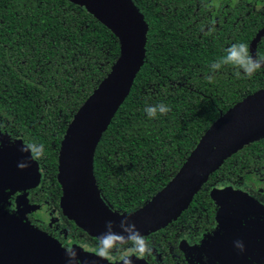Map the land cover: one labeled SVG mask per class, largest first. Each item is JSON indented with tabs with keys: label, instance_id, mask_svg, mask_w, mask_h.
<instances>
[{
	"label": "trees",
	"instance_id": "obj_1",
	"mask_svg": "<svg viewBox=\"0 0 264 264\" xmlns=\"http://www.w3.org/2000/svg\"><path fill=\"white\" fill-rule=\"evenodd\" d=\"M249 1L134 0L149 26L146 61L94 158L98 188L114 210L143 207L222 113L264 87V67L251 77L233 65L210 67L234 43L247 44L251 55L264 13L252 11ZM218 3H230L219 26L209 17L221 10ZM257 50V58L264 57V40ZM120 53L118 37L70 0H0V124L26 143L43 145L37 159L54 181L70 122ZM160 103L170 108L167 114L144 111ZM260 174L264 137L227 158L177 221L144 237L147 244L164 246L175 230H208L215 214L211 189Z\"/></svg>",
	"mask_w": 264,
	"mask_h": 264
},
{
	"label": "water",
	"instance_id": "obj_2",
	"mask_svg": "<svg viewBox=\"0 0 264 264\" xmlns=\"http://www.w3.org/2000/svg\"><path fill=\"white\" fill-rule=\"evenodd\" d=\"M70 1L88 10L118 37L121 53L112 70L75 114L63 137L57 175L63 191L61 207L65 215L93 237L99 238L106 232L109 221L113 222L112 230L122 234L119 224L124 217L146 236L176 220L227 158L249 142L264 137V87L222 113L201 137L177 174L149 202L132 213L118 212L98 188L94 158L103 134L145 64L149 26L134 0ZM263 34L264 29L250 44L254 58H257V43ZM18 141L26 145L22 140ZM22 155L25 159L31 158L30 151H22ZM37 164L34 161V165ZM216 187L210 191L213 199ZM6 222L2 229H17L15 237L19 241L14 246L4 244V250L13 258H2V263L68 264L70 257L49 235L26 226L15 217L12 220L7 217ZM9 235V232L0 234L1 237ZM73 264L81 263L74 258Z\"/></svg>",
	"mask_w": 264,
	"mask_h": 264
},
{
	"label": "flooded vegetation",
	"instance_id": "obj_3",
	"mask_svg": "<svg viewBox=\"0 0 264 264\" xmlns=\"http://www.w3.org/2000/svg\"><path fill=\"white\" fill-rule=\"evenodd\" d=\"M248 3L252 11L264 13V0H250ZM219 5L218 3L217 7H219ZM220 7H222L220 11L216 8V12L219 11L217 13L220 14H217L215 10H213V12L209 11L210 19L217 26H219L221 15L223 16V21L226 20L225 18L228 16L226 8L230 7V3L221 4ZM262 29H264V26L256 32L255 36ZM263 40L264 34L258 41L257 46ZM19 139L22 140L24 144H28L21 137L8 132L0 124V217L2 216L1 214L4 213V215L15 216L21 221L27 222L30 227H35L39 231L56 239L65 250H72L77 247L79 249H86L98 253V238L93 236V238L90 237L91 235L89 236L85 230L80 228L73 220L65 215L61 207L63 191L59 181H54L51 176L46 173L43 165L37 158H33L31 155L30 159H25L20 150L22 145L19 143ZM34 161L40 166L41 180L39 182L34 180L28 182L24 179V176L31 170L30 168L33 169ZM21 165L25 166L21 167ZM25 168L26 170L24 171ZM255 178H261V182L256 183L257 181L253 180V177L251 179H246L238 185L234 183L227 184L244 188L264 205V175L260 174ZM214 209L215 214L211 222V227L206 231L200 233V230L195 228L187 232L175 230L176 237L173 240L165 236L163 239V241L166 242L164 246L154 243L149 244L148 247L151 251L143 255L134 250L131 241L118 243L111 251L108 258L113 261H119L126 256L139 254L146 258L150 264H193V251L185 250L181 245V241L186 239L190 244L196 245L201 243L206 236L213 234L218 225V212L220 210V206L217 205L216 201H214ZM178 218L172 222L177 221ZM256 219L257 224L255 228L263 229L264 214L259 213ZM6 224L7 222L0 221V234L3 232H9L10 234L9 237L0 236V248H2L4 244L8 245V243L14 246L15 242L19 241L15 237L17 236V229H2ZM172 241H174V244H172ZM2 243L3 246L1 247ZM1 257L2 255L0 254V258Z\"/></svg>",
	"mask_w": 264,
	"mask_h": 264
},
{
	"label": "rangeland",
	"instance_id": "obj_4",
	"mask_svg": "<svg viewBox=\"0 0 264 264\" xmlns=\"http://www.w3.org/2000/svg\"><path fill=\"white\" fill-rule=\"evenodd\" d=\"M30 169L25 174L24 179L28 182L31 180L39 182L41 180L39 178L41 172L39 164L33 165V169ZM253 180L257 181L256 183L261 182V178H254ZM218 186L213 189V197L220 206L215 232L206 236L201 243L196 245L183 239L181 241L182 247L185 250L193 251V264H264V228H255L256 217L259 213L264 214V205L244 188L227 183ZM1 215L0 221L2 222H6L7 217L10 220L13 218L4 215V213ZM23 224L30 227L27 222ZM54 240L59 243L56 239ZM235 241L243 243V251L235 246ZM59 245L62 247L60 243ZM72 250L76 253L75 259L81 264H128V260L131 261V264H150L146 258L139 254H132L119 261H113L108 257L102 258L94 251L77 247ZM6 251L4 246L0 248L2 255L0 261L2 258H13V255ZM1 264L12 263L1 262Z\"/></svg>",
	"mask_w": 264,
	"mask_h": 264
},
{
	"label": "clouds",
	"instance_id": "obj_5",
	"mask_svg": "<svg viewBox=\"0 0 264 264\" xmlns=\"http://www.w3.org/2000/svg\"><path fill=\"white\" fill-rule=\"evenodd\" d=\"M226 55L220 60L211 64V69L216 70L221 68L223 65H233L241 70L248 76L251 77L262 65H264V57L254 58L249 54L248 46L245 43H234L226 49ZM239 75V73H237ZM211 79V77H209ZM144 111L149 117H155L157 113L167 114L170 108L163 104L146 106ZM21 151L31 152L33 158H37L43 153V145L36 143H28L20 147ZM25 165H21L23 167ZM122 229V234L114 232L113 222L109 221L107 224V231L102 233L98 238V254L103 257H108L111 251L116 247L118 243H124L131 241V244L136 252L143 255L146 252H150L151 249L148 247L147 241L141 235L139 230L136 228L134 223H130L128 217H124L119 224ZM235 246L241 251L244 249V245L241 241H235ZM66 255L70 257L68 264H73L76 253L74 250H66ZM128 264L131 261L128 260Z\"/></svg>",
	"mask_w": 264,
	"mask_h": 264
}]
</instances>
